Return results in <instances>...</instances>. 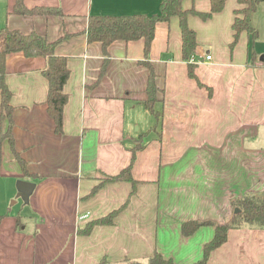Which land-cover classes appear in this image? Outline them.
Returning a JSON list of instances; mask_svg holds the SVG:
<instances>
[{
    "label": "crops",
    "instance_id": "crops-1",
    "mask_svg": "<svg viewBox=\"0 0 264 264\" xmlns=\"http://www.w3.org/2000/svg\"><path fill=\"white\" fill-rule=\"evenodd\" d=\"M160 2L22 0L28 10L57 13L21 15L13 12L15 0H0V29L35 32L54 43L69 69L63 130L56 134L45 104L46 60L6 57L11 138L29 175L5 139L0 264H147L155 252L176 264H194L214 228L185 237L182 223H228L232 200L264 193V2L250 18L257 37L242 32L233 47L232 24L245 8L239 0H226L206 20L188 15L196 34L189 61L195 78L182 59L177 17L157 24L147 60L143 40L114 42L99 77L103 52L99 43L87 42L89 17L153 15ZM182 8L205 14L210 4L183 0ZM142 61L154 70L158 125L142 104L148 78ZM7 127L0 121V131ZM129 165L134 195L128 182L102 184ZM19 181L35 186L27 203L18 196ZM113 213L111 224L89 227ZM207 264H264V226L229 230Z\"/></svg>",
    "mask_w": 264,
    "mask_h": 264
},
{
    "label": "trees",
    "instance_id": "trees-1",
    "mask_svg": "<svg viewBox=\"0 0 264 264\" xmlns=\"http://www.w3.org/2000/svg\"><path fill=\"white\" fill-rule=\"evenodd\" d=\"M182 1L183 0H161L158 13L153 15H135L126 17L90 16L86 27L87 42L99 43L103 52V64L100 69L99 77H102L106 72L110 60L108 50L114 42L143 40L144 56L147 60L157 24L169 22L173 17H177L179 22L182 41V59L189 64L197 43L196 34L189 28L187 23L188 15L191 13L196 14L201 19L206 20L212 15L219 13L223 9L226 0H209L210 10L205 14H197L193 10H183ZM262 2H264V0H239V3H244L246 6L242 10L236 12V17L232 24L233 41L230 45L231 47L236 44L239 35L242 32L249 33L253 38L257 37V32L250 24V18L255 12L257 6ZM13 12L21 15H48L57 13L53 10L42 8L28 10L24 7L22 0H15ZM239 13L241 14V17H238ZM54 51L55 44L48 42L45 38L35 32L25 35L17 30H10L7 28L0 29V121L1 123L7 122L8 124L5 132H2V130L0 131V161L1 144L5 139H9L14 158L19 163L25 176L29 175L27 172V163L14 149L10 132L13 123V107L11 105L12 94L6 83V57L12 53H22L26 58L42 57L46 60V66L42 71V75L45 77L48 84L45 100L46 111L54 122L55 133L61 134L63 130V109L67 102V95L64 93L63 89L69 77V69L67 67L66 59L55 55ZM141 64L148 70L146 99L142 104L144 108L153 115L155 122L158 125L160 116L154 109L157 92L154 70L151 64L147 61H142ZM188 66L189 76L195 78L193 72L194 67L191 64ZM137 149L138 146L132 151L131 163L134 160V151ZM109 182H128L132 186L130 196L135 193L136 181L131 176V165L122 170L118 175L108 177L102 184ZM94 191L95 190H93V192ZM231 207L233 210L238 209L239 212H234L228 223L214 221H189L182 223L181 232L185 237L192 235L195 231L204 226H211L214 228V236L212 240L203 246L202 259L194 264H207L209 254L225 243L229 230L244 225L252 227L264 226V193L247 194L241 199H234L231 201ZM114 213L108 217L90 223L89 227L92 228L95 225L111 224ZM100 264H104V262H101ZM147 264L176 263L164 259L161 255L155 252L148 259Z\"/></svg>",
    "mask_w": 264,
    "mask_h": 264
},
{
    "label": "water",
    "instance_id": "water-1",
    "mask_svg": "<svg viewBox=\"0 0 264 264\" xmlns=\"http://www.w3.org/2000/svg\"><path fill=\"white\" fill-rule=\"evenodd\" d=\"M34 184L25 182V181H19L17 183V191H18V196L25 202H28V199L33 192L34 189ZM235 213H238L239 210L236 209L234 210Z\"/></svg>",
    "mask_w": 264,
    "mask_h": 264
},
{
    "label": "built area",
    "instance_id": "built-area-1",
    "mask_svg": "<svg viewBox=\"0 0 264 264\" xmlns=\"http://www.w3.org/2000/svg\"><path fill=\"white\" fill-rule=\"evenodd\" d=\"M206 59H207V60H210V57H209V56H207V57H206ZM86 217H87V215H84V216H83V217H81V218H82V219H84V218H86Z\"/></svg>",
    "mask_w": 264,
    "mask_h": 264
},
{
    "label": "rangeland",
    "instance_id": "rangeland-1",
    "mask_svg": "<svg viewBox=\"0 0 264 264\" xmlns=\"http://www.w3.org/2000/svg\"><path fill=\"white\" fill-rule=\"evenodd\" d=\"M241 5H243L244 7L246 6L244 3H241ZM239 16H241V14L239 13ZM14 200H12V202H13Z\"/></svg>",
    "mask_w": 264,
    "mask_h": 264
}]
</instances>
